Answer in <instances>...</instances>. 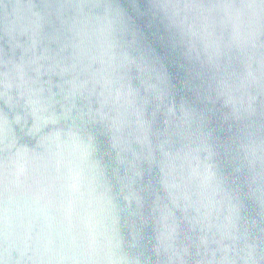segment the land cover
Listing matches in <instances>:
<instances>
[{
  "label": "water",
  "instance_id": "95a60500",
  "mask_svg": "<svg viewBox=\"0 0 264 264\" xmlns=\"http://www.w3.org/2000/svg\"><path fill=\"white\" fill-rule=\"evenodd\" d=\"M0 264H264V0H0Z\"/></svg>",
  "mask_w": 264,
  "mask_h": 264
}]
</instances>
